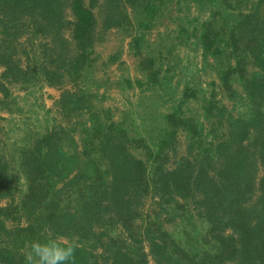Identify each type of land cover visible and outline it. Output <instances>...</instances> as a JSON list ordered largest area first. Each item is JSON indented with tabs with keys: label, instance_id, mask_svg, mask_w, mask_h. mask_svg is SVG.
I'll use <instances>...</instances> for the list:
<instances>
[{
	"label": "trees",
	"instance_id": "trees-1",
	"mask_svg": "<svg viewBox=\"0 0 264 264\" xmlns=\"http://www.w3.org/2000/svg\"><path fill=\"white\" fill-rule=\"evenodd\" d=\"M169 1L0 0L1 93L9 97L10 84L70 83L75 88H64L56 105L63 112L69 106L78 114L90 110V93L75 84L94 60L95 45L111 28L126 33L134 23L149 27ZM221 1L238 11L214 12L202 23L199 40L224 58L218 70L224 88L230 90L234 80L242 84L255 108L251 117L230 119L223 140L168 166L166 141L160 138L157 150L143 144L153 158L148 161L132 153L126 131L97 125L98 115L91 113L93 124L79 121L81 148L72 133L76 127H59L21 150L25 189L17 200L19 175L0 154V200L10 199L0 205V264H29L31 242L58 235L77 239L69 264H148L143 234L157 264H199L205 257L203 264H264V0H252L248 10L241 5L247 0ZM150 190L167 214L192 204L209 224V249L199 255L191 241L183 247L158 213L138 223ZM175 196L184 201L174 206ZM7 220L17 223L7 227Z\"/></svg>",
	"mask_w": 264,
	"mask_h": 264
},
{
	"label": "rangeland",
	"instance_id": "rangeland-1",
	"mask_svg": "<svg viewBox=\"0 0 264 264\" xmlns=\"http://www.w3.org/2000/svg\"><path fill=\"white\" fill-rule=\"evenodd\" d=\"M251 1L241 4L242 9L248 10ZM233 8H227L221 0H170L163 14L147 28H137L134 23V28L126 33L118 28L109 29L105 40L93 49L94 60L75 84L90 93L86 102L90 110L84 109L82 114L76 113L73 106L63 112L55 103L64 88H75L70 83L61 88L46 83L10 84L7 98L0 91V154L19 175L16 200L25 189L19 167L21 150L45 131L59 127H76L72 133L78 149L81 148L79 121L90 126L91 113L98 115L97 125L126 131L132 153L148 161L153 158L143 144L157 150L159 139L166 141L168 166L175 165L182 155H195L202 147L223 140L230 119L251 117L255 108L242 84L234 80L230 82L232 90L224 88L218 72L222 71L224 58L218 60L199 40L204 21L216 11L223 15L238 11ZM254 70L248 68L249 74ZM217 109H221L220 113ZM261 175L260 170L258 178ZM183 201L175 196L174 206ZM8 202L10 199L5 197L0 205ZM159 203V194L150 190L142 198L137 222L144 225L148 214L158 213L162 227L183 247L187 248L191 241L199 255L209 249V224L194 214L192 204L187 205L188 210L167 214ZM16 223L7 220L6 226ZM25 223L23 217L21 224ZM55 239L63 244L77 241L76 237L65 235ZM141 244L148 254V264H157L145 234Z\"/></svg>",
	"mask_w": 264,
	"mask_h": 264
},
{
	"label": "clouds",
	"instance_id": "clouds-1",
	"mask_svg": "<svg viewBox=\"0 0 264 264\" xmlns=\"http://www.w3.org/2000/svg\"><path fill=\"white\" fill-rule=\"evenodd\" d=\"M74 258V245L56 239L34 240L26 254L29 264H69Z\"/></svg>",
	"mask_w": 264,
	"mask_h": 264
}]
</instances>
